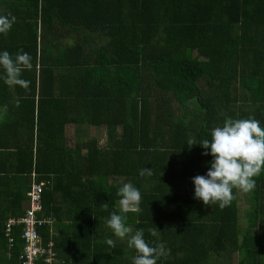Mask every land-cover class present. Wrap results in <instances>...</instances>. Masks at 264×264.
<instances>
[{
  "label": "trees",
  "instance_id": "16d2710c",
  "mask_svg": "<svg viewBox=\"0 0 264 264\" xmlns=\"http://www.w3.org/2000/svg\"><path fill=\"white\" fill-rule=\"evenodd\" d=\"M9 14L0 53L22 50L33 67L28 90L0 79V132L18 140L0 144L15 149L0 165V264H20L21 229L9 249L5 224L24 213L33 181L54 220V233L38 229L42 242L65 264H133L128 238L107 226L113 212L170 249L157 264H264V172L240 228L237 190L224 209L195 198L193 178L214 158L186 144L228 118L264 127V0H0ZM124 183L141 193L138 212L120 211Z\"/></svg>",
  "mask_w": 264,
  "mask_h": 264
},
{
  "label": "clouds",
  "instance_id": "9594fccd",
  "mask_svg": "<svg viewBox=\"0 0 264 264\" xmlns=\"http://www.w3.org/2000/svg\"><path fill=\"white\" fill-rule=\"evenodd\" d=\"M15 22V16H0V35L7 36ZM32 67L31 56L22 50L16 54L15 59L6 50L0 53V68L5 74L4 83L9 87L20 86L28 90L30 81L21 77L24 70H31ZM210 135V140L201 139L197 142L195 138H189L186 143L189 148L200 144L204 149H210L214 158L206 176L198 175L193 178L195 198L202 200L205 205L218 204L220 209H224L236 199L234 190L251 193L256 188V178L264 172V127L254 118H228L222 126L213 128ZM152 174V170L148 168L139 171L141 177ZM117 195L120 197L122 213L140 210L142 196L132 183H124ZM107 207L105 203L104 208ZM125 221L126 215L113 212L107 220V226L119 239L128 238V247L137 252L133 257V264H157L162 257L166 259L170 255V249L163 243L150 245L145 239L143 229L133 234ZM148 232L153 237L158 235L156 228H150ZM107 243L115 246L111 239Z\"/></svg>",
  "mask_w": 264,
  "mask_h": 264
},
{
  "label": "built area",
  "instance_id": "2783aa9c",
  "mask_svg": "<svg viewBox=\"0 0 264 264\" xmlns=\"http://www.w3.org/2000/svg\"><path fill=\"white\" fill-rule=\"evenodd\" d=\"M43 183L33 181L26 193L24 213L19 217L9 218L5 224V236L8 247L14 244L10 236L12 229H21L20 238L23 240V248L19 254L20 264H65L57 258L53 241L49 240L45 245L42 242L38 229L48 226L50 233H54V220L51 217L42 216Z\"/></svg>",
  "mask_w": 264,
  "mask_h": 264
},
{
  "label": "rangeland",
  "instance_id": "374dc122",
  "mask_svg": "<svg viewBox=\"0 0 264 264\" xmlns=\"http://www.w3.org/2000/svg\"><path fill=\"white\" fill-rule=\"evenodd\" d=\"M88 133H89V136L99 139L100 143L104 142V130L103 129H94V128H92V129H89ZM69 135L70 136L72 135V130H70V134ZM237 195H238L239 219H241V222H242L240 224L241 225H243V224L245 225V226H240V228L246 229L247 225H248V222L245 219V213L246 212L244 213V211L250 210V205L247 202L248 201V199H247L248 196L246 195V193L238 191V190H237ZM261 228H263L262 230H264V225ZM236 262H237V258H236V255H235L234 258H233V264H236Z\"/></svg>",
  "mask_w": 264,
  "mask_h": 264
},
{
  "label": "crops",
  "instance_id": "0c3cea01",
  "mask_svg": "<svg viewBox=\"0 0 264 264\" xmlns=\"http://www.w3.org/2000/svg\"><path fill=\"white\" fill-rule=\"evenodd\" d=\"M2 78H3V69L0 68V79H2ZM6 95H7L6 96V100L11 102V99L8 96V92L6 93ZM37 97H38V95L36 93L35 102L37 100ZM3 122L4 121H1V119H0V123L2 124ZM70 130H72V128L69 127L68 130H67V135L70 134ZM72 133H73V130H72ZM2 135H3V133L0 132V144H3L4 142L7 141V142H9V145H10L12 143H17V141H18L16 137L15 138L12 137V139H10V138H7L5 135H4V137H2ZM12 150H15V149L13 148V149L9 150V152H7V151H0V159L2 158V160L0 161V165L3 166V167H5V168H7V169H9L10 166L12 165V163H14L15 156L12 155V154H10V152H14ZM24 207H25V204H24Z\"/></svg>",
  "mask_w": 264,
  "mask_h": 264
}]
</instances>
